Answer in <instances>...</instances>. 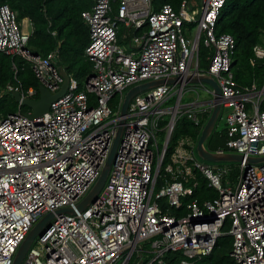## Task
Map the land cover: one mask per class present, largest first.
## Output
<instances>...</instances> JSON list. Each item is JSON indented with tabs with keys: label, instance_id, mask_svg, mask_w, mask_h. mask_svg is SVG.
I'll use <instances>...</instances> for the list:
<instances>
[{
	"label": "built area",
	"instance_id": "built-area-1",
	"mask_svg": "<svg viewBox=\"0 0 264 264\" xmlns=\"http://www.w3.org/2000/svg\"><path fill=\"white\" fill-rule=\"evenodd\" d=\"M87 1L81 17L88 27L84 53L92 72L84 86L68 74L65 94L47 112L30 118L18 109L0 119V264H12L29 230L49 212L54 217L21 264H166L165 253H179V264H195L223 236L232 239L235 264H264V161L246 160L264 157V84L239 85L234 79L235 40L216 33L227 0H196L197 5L182 0L157 9L154 0ZM30 33L27 19L19 22L8 4L0 5V52L28 62L40 84L55 93L63 82L55 64L58 50L33 54ZM200 44L209 50L206 69L199 66ZM253 52L264 59V46L256 44ZM12 68L16 73L14 63ZM197 74L216 80L220 111L230 109L226 116L220 112L224 148L214 153L242 155L234 186L229 180L222 184L221 173L196 157L197 140L189 135L176 139L163 165L179 117L204 125L199 109L179 98L166 106L173 84L134 95L125 115L120 113L126 89ZM6 88L31 99L36 92ZM185 88L192 91L195 84L182 83L179 96ZM211 110L203 103L202 114ZM120 120L105 183L79 210L105 165ZM201 178L215 197L193 195ZM61 208L73 213L56 214ZM145 241L149 244L141 246Z\"/></svg>",
	"mask_w": 264,
	"mask_h": 264
},
{
	"label": "trees",
	"instance_id": "trees-1",
	"mask_svg": "<svg viewBox=\"0 0 264 264\" xmlns=\"http://www.w3.org/2000/svg\"><path fill=\"white\" fill-rule=\"evenodd\" d=\"M181 1L154 0V5L156 9L162 4L177 7ZM1 4H8L16 12L19 22L28 20L31 33L27 46L33 54L45 56L57 49L55 62L77 80L92 72V62L84 53L89 42L88 27L81 17V12L90 6L87 0H0ZM216 33L231 34L235 40L231 69L236 82L239 85L255 82L261 88L264 84V59L255 58L253 47L256 44L264 46V0H227L218 19ZM122 44L125 45L124 42ZM208 53L209 50L200 44L198 55L201 69L207 67ZM251 59H254L253 64L250 63ZM12 63L16 65V73ZM8 84L19 85L24 92L33 87L36 91L33 98H38L40 82L31 65L23 59L0 52V119L24 108L7 91ZM260 109L264 110V99ZM197 129L185 116L177 119L163 165L167 163L176 139L181 135H189L197 140ZM220 133L224 141L223 131ZM161 147L162 143L159 144V149ZM193 195L204 200L215 197L216 192L207 187L206 180L201 178L200 186ZM231 240L230 236L219 238L211 253L195 264H235L230 256ZM151 257L152 254L145 258L146 261ZM180 257L179 253H165L163 260L166 264H179Z\"/></svg>",
	"mask_w": 264,
	"mask_h": 264
},
{
	"label": "water",
	"instance_id": "water-1",
	"mask_svg": "<svg viewBox=\"0 0 264 264\" xmlns=\"http://www.w3.org/2000/svg\"><path fill=\"white\" fill-rule=\"evenodd\" d=\"M57 70L59 71L60 75L63 78V82L60 86V89L55 92L51 93L46 87H44L42 84L38 86V98L37 99H31L27 97H22L19 92L13 91L11 92L12 97L14 100L19 104V106H26L28 107L29 113L23 112V114L28 115L30 118H33L35 116H39L49 110V105L52 101L57 99L58 97L65 94L67 87L69 85V75L65 72V70L62 68V66H57ZM163 83H169V84H179L187 83V84H206L208 85L212 90V97L210 100L205 101L206 104L212 105V110L210 112L209 117L205 121L200 134L198 136L197 142H196V154L202 161H208V162H214V161H226V160H234V161H242L243 157L239 154L234 153H225L223 155H217L215 153H212L210 150L206 149L204 146V141L209 136V134L214 130L215 124L219 118L220 110H221V104H220V97H221V90L216 82V80L208 75V74H197V75H189L186 77H169V78H161L159 80H152L145 83H141L139 85H135L131 87L125 94L124 101L121 107V115H125L126 108L128 105V102L130 99L146 90L152 87H155L159 84ZM122 124L123 120H120V126L118 127L116 137L114 139V142L112 144L110 153L108 155V158L105 162L104 167L102 168L99 177L97 178L96 182L93 184L91 189L88 191V193L85 195V197L80 201V203L77 205V208L79 210L84 209L90 202L94 201L97 194L99 193L100 189L105 183L106 177L108 175V171L111 165V162L114 158L115 150L118 144V140L121 135L122 131ZM248 162L251 163H257L264 161V157L257 158V157H248L246 159ZM56 214H62V213H73V210L71 208H61L55 211ZM54 217V213L49 212L45 214L41 219H39L33 227L29 230L28 234L26 235L25 239L19 246L18 250L15 253L14 259L12 264H21L22 260L30 247L31 243L37 237L38 235L42 234L43 228L48 224V222Z\"/></svg>",
	"mask_w": 264,
	"mask_h": 264
},
{
	"label": "rangeland",
	"instance_id": "rangeland-1",
	"mask_svg": "<svg viewBox=\"0 0 264 264\" xmlns=\"http://www.w3.org/2000/svg\"><path fill=\"white\" fill-rule=\"evenodd\" d=\"M193 4L197 5V1L196 0H192ZM199 5V4H198ZM26 24L24 23V26ZM85 77H83L82 79L78 80L79 84L83 87L84 84H85ZM202 85V86H201ZM204 87H208V85H205V84H195V88L190 92L191 95L189 96L190 98H197L199 100H206V99H210V96L209 94L205 93L204 92ZM178 89V88H177ZM127 89L124 91V93H126ZM183 100H182V103H185L189 98H187V95H183ZM117 99V98H116ZM115 99V100H116ZM176 99V98H175ZM174 105V102L171 101L169 103L166 104V106H172ZM30 109L28 107H25L22 109V111H29ZM222 115L223 116H226L229 112H230V109H227V108H222ZM198 118L203 122L205 123V118L206 116L209 117L210 113H204L202 114V108H199V111H198ZM221 115V113H220ZM224 127V120L220 117L218 118L216 124H215V127H214V130L209 134V136L206 138V140L204 141V146L206 147V149L210 150L212 153H214L215 151H217V149L219 148H224V141H223V137L221 136V130L223 129ZM202 128H198L197 129V133H198V136L200 134V131H201ZM196 152V151H195ZM196 157L201 160L197 154H196ZM202 161V160H201ZM205 164L207 165H210L213 167V170L214 172L216 173H221L220 175V181L222 184H225V181L226 180H229L230 181V184L232 186H234L237 182V176H238V173H239V165H240V161H234V160H226V161H214V162H208V161H203ZM149 244V241H145V242H141L140 245L141 246H145V245H148Z\"/></svg>",
	"mask_w": 264,
	"mask_h": 264
},
{
	"label": "crops",
	"instance_id": "crops-1",
	"mask_svg": "<svg viewBox=\"0 0 264 264\" xmlns=\"http://www.w3.org/2000/svg\"><path fill=\"white\" fill-rule=\"evenodd\" d=\"M55 64L57 65V66H60V65H58L56 62H55ZM174 85V87H173V89H172V96H171V98L169 99V101H168V103L169 102H171V101H173L174 103H176V101H177V99L179 98V100H180V102H181V104L182 105H192V106H194V108H196V109H199V108H203V103L205 102V101H208V100H210L211 99V97H212V90H211V88L208 86V87H204L203 86V88H204V92L205 93H207V94H209V95H211L210 96V99H206V100H199V99H197V98H190L189 96L191 95V91L190 90H187L186 88L183 90V93L179 96L178 95V93H177V91L176 90H179V88H180V85L179 84H173ZM206 85V84H205ZM202 86V85H201ZM187 87V86H186ZM178 88V89H177ZM187 95V98H189L185 103H182V100H183V95ZM176 98V99H175Z\"/></svg>",
	"mask_w": 264,
	"mask_h": 264
},
{
	"label": "clouds",
	"instance_id": "clouds-1",
	"mask_svg": "<svg viewBox=\"0 0 264 264\" xmlns=\"http://www.w3.org/2000/svg\"><path fill=\"white\" fill-rule=\"evenodd\" d=\"M220 115V114H219ZM220 118V117H219ZM196 151V150H195Z\"/></svg>",
	"mask_w": 264,
	"mask_h": 264
}]
</instances>
